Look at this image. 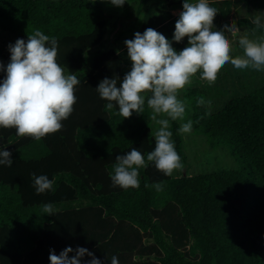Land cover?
Segmentation results:
<instances>
[{
	"label": "trees",
	"instance_id": "obj_1",
	"mask_svg": "<svg viewBox=\"0 0 264 264\" xmlns=\"http://www.w3.org/2000/svg\"><path fill=\"white\" fill-rule=\"evenodd\" d=\"M129 1L136 5V32L153 28L172 40L178 17L170 10L183 2L160 8L158 1ZM209 3L219 11L215 27L235 21L251 36V20L264 18V0ZM35 29L58 40L57 62L80 84L59 132L35 141L0 128V148L13 158L11 167L0 166V264H50V250L59 255L78 246L101 264H111L113 255L129 264H264V72L254 77L244 69L219 107L197 105L216 89L199 73L184 90L182 99L192 105L184 121H193L191 133L204 136L213 150L227 145L236 169L168 177L149 163L139 170V188L122 189L109 176L115 157L135 147L146 159L154 149L150 109L123 119L116 109L105 110L95 90L102 79H122L130 71L126 45L121 55L106 49L112 28L100 0H0V32L12 34L15 43ZM186 46L187 37L173 41L178 52ZM9 60L10 54H0L5 66ZM170 123L184 165L181 122ZM33 173L53 180V190L38 195ZM155 182H163V191L144 186ZM44 203L54 205L56 216L42 213Z\"/></svg>",
	"mask_w": 264,
	"mask_h": 264
},
{
	"label": "clouds",
	"instance_id": "obj_2",
	"mask_svg": "<svg viewBox=\"0 0 264 264\" xmlns=\"http://www.w3.org/2000/svg\"><path fill=\"white\" fill-rule=\"evenodd\" d=\"M122 8L126 0H100ZM218 9L209 0H183L182 11L175 22L172 40L153 28L143 33L136 32L133 39L125 40L130 71L119 76L102 79L95 88L100 99L106 101V111L116 109L123 119L135 112L143 115L145 106L151 111V120L158 125L154 132V149L145 156L135 147L115 157L112 185L122 189L140 187V169L151 163L165 176L171 177L184 165L172 140L171 123L180 121L178 133L190 134L193 121H185L186 103L180 98L182 90L192 84L193 78L212 85L221 69L231 64L235 69H251L264 72V18L255 15L251 37L237 27L235 21L217 30L214 20ZM227 32V34H226ZM187 37V46L179 52L173 41L182 42ZM240 50L233 55V40ZM58 40L35 29L27 34V40L18 38L8 45L10 60L5 66L0 62V72L5 73L0 81V128L15 129L20 138L30 137L40 141L59 132L63 121L74 111L76 87L80 84L73 72L66 74L57 62ZM119 54V50H118ZM198 106L211 107V100L203 96L196 101ZM210 114L205 112V115ZM13 165L12 153L0 148V166ZM36 193L53 190L54 181L47 175L31 176ZM157 192L163 191V182L152 185ZM52 203L42 205V213L56 216ZM72 253L73 255H69ZM87 256L90 259L84 260ZM50 264H101L95 254L84 247H66L59 255L50 250ZM111 264H119L117 256Z\"/></svg>",
	"mask_w": 264,
	"mask_h": 264
},
{
	"label": "rangeland",
	"instance_id": "obj_3",
	"mask_svg": "<svg viewBox=\"0 0 264 264\" xmlns=\"http://www.w3.org/2000/svg\"><path fill=\"white\" fill-rule=\"evenodd\" d=\"M130 4L134 5L133 2L126 0V3L123 7H126ZM103 5L106 9V15H107L109 27L112 28L110 30L109 35L106 38L105 43L113 44L112 39L116 38V44L118 45V47H123L124 41L128 40L129 36L131 35L130 34L131 32L128 30H130L132 26L136 25L137 23L136 15H135L136 5H134L133 9L132 8L129 9L130 7L129 6L126 9V11L123 12L122 14L120 7L112 6L109 3H103ZM112 9H114L113 11L114 14L112 13ZM120 14L121 16L119 17ZM226 24H231V23H225L221 26L216 27V29L220 30ZM240 31H241L240 34L245 33L242 30ZM10 43L14 44V36L7 32H0V54L1 53L10 54L8 50V45ZM236 54H237L236 52H233V55ZM246 71L250 73L249 75L257 77L256 74L257 71L251 69L250 70L247 69ZM240 78L243 79V70L235 69L231 64L225 65L221 69L217 80L213 84L214 87H216V89L214 90V95L208 98V100L212 101L211 107H219L224 100L229 98V96L232 93L231 91L236 89ZM188 87L189 86H187L186 89ZM184 90H182L181 93L179 94L181 99L184 95ZM186 109L191 110L192 105H187ZM157 127L158 125H156L152 121L151 133L153 137H154L153 134L157 129ZM181 136L183 140L182 149L186 154L187 160L186 163L184 164L183 169L175 171L172 175L173 177H179L183 175L190 176V175H197L212 171L232 170L237 168V163L231 157L230 150L227 145L221 144L217 149L213 150L210 148L207 139L202 135H193L192 133H190V134H183Z\"/></svg>",
	"mask_w": 264,
	"mask_h": 264
},
{
	"label": "crops",
	"instance_id": "obj_4",
	"mask_svg": "<svg viewBox=\"0 0 264 264\" xmlns=\"http://www.w3.org/2000/svg\"><path fill=\"white\" fill-rule=\"evenodd\" d=\"M156 1H159V2H161L160 3V8H163V7H166V4H167V1H172L174 4H179L180 2H183V0H155V1H153V0H147V4H149V3H151V2H156ZM134 5H135V3H134ZM134 5H132V4H130V5H128V6H126V7H122V8H120V10H121V14L123 13V12H125L126 11V9L129 7V9H133L134 8ZM146 6V5H145ZM136 7V6H135ZM122 10H124V11H122ZM114 9H112V13L114 14ZM180 11H182V5L181 6H177V7H175L174 9H172V10H170V13H171V15H172V17H179V13H180ZM121 14L119 15V17L121 16ZM135 27V28H134ZM138 27H139V25H134V26H132V28L130 29V30H128V31H130L129 33L131 34L130 36H129V38H128V40L136 33V31L138 30ZM109 35V34H108ZM107 35V36H108ZM107 38V37H106ZM106 38H105V40H106ZM112 41H113V44L112 43H110V44H106V43H104V45H105V47L106 48H113L117 53H118V50H119V54L121 55L122 54V52H123V49L125 48V45L123 46V47H118V45L116 44V38H113L112 39ZM119 264H129V261L128 260H126L125 262H119Z\"/></svg>",
	"mask_w": 264,
	"mask_h": 264
}]
</instances>
